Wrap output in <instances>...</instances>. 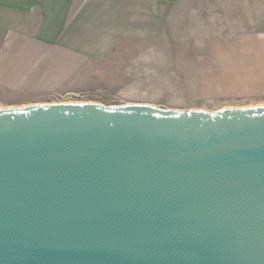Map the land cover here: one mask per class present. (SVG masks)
<instances>
[{
    "label": "water",
    "instance_id": "water-1",
    "mask_svg": "<svg viewBox=\"0 0 264 264\" xmlns=\"http://www.w3.org/2000/svg\"><path fill=\"white\" fill-rule=\"evenodd\" d=\"M0 264H264V104L1 108Z\"/></svg>",
    "mask_w": 264,
    "mask_h": 264
},
{
    "label": "rangeland",
    "instance_id": "rangeland-1",
    "mask_svg": "<svg viewBox=\"0 0 264 264\" xmlns=\"http://www.w3.org/2000/svg\"><path fill=\"white\" fill-rule=\"evenodd\" d=\"M26 12L0 16V109L264 104V0H51Z\"/></svg>",
    "mask_w": 264,
    "mask_h": 264
},
{
    "label": "crops",
    "instance_id": "crops-1",
    "mask_svg": "<svg viewBox=\"0 0 264 264\" xmlns=\"http://www.w3.org/2000/svg\"><path fill=\"white\" fill-rule=\"evenodd\" d=\"M51 0H0V16L19 17L21 13L34 15V11H47ZM63 2L65 0H62ZM61 2V0H59ZM44 13V12H43Z\"/></svg>",
    "mask_w": 264,
    "mask_h": 264
}]
</instances>
